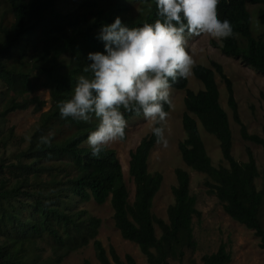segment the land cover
Instances as JSON below:
<instances>
[{"label": "trees", "instance_id": "obj_1", "mask_svg": "<svg viewBox=\"0 0 264 264\" xmlns=\"http://www.w3.org/2000/svg\"><path fill=\"white\" fill-rule=\"evenodd\" d=\"M124 4L114 5L109 13L104 10L62 14L54 9L58 0H8L13 17L9 29L0 31V77L18 78L21 85L30 92L36 87L31 74H24L9 66L15 51L22 43L33 48V68L45 78L43 87L50 91L52 108L43 113L39 128L27 151L17 156V162L2 166L9 169L15 181L9 185L2 180L0 185V264H41V256L31 261L29 255L38 240L50 239L55 250L54 264H61L69 252L77 251L93 243L100 264H137L131 255L124 261L113 247L109 253L98 240L102 221L87 211L69 212L71 198L80 203L95 202L104 205L110 200L114 211L116 228L124 240L135 243L147 257L149 264H168L170 258H182L183 249L195 250L197 243L193 234V218L200 216L197 200L190 194V175L184 169L176 170L178 185L173 188L175 203L168 208L169 223L153 214L154 199L161 189L163 175L149 171V158L157 143L151 133L130 153L129 173L135 183L134 203H129V191L124 180L122 164L115 150L106 146L98 158L91 156L89 147L83 146L89 132L95 130L98 121L93 117L88 122L61 119L58 101L68 99L78 75L83 73L89 52L103 51V43L97 39V30L102 24H111L119 16L128 26H141L156 18L155 0H122ZM130 1L149 6V13L136 21H125L121 17L122 7ZM248 5H262L264 0H220L218 15L228 19L234 35L214 42L223 55L241 60L246 66L264 75V35L255 37L252 32V14ZM94 16V21L90 17ZM264 24V10L259 12ZM41 34L37 41L30 37ZM26 49V48H24ZM69 56L73 63L66 65L63 58ZM24 65V63H22ZM212 68L197 65L193 75L204 85L195 93L188 89L189 79L181 78L173 89L184 91L185 113L182 123L187 138L179 144L184 163L192 170L206 174L208 193L223 204L224 212L235 222L254 231L264 249V227L261 211L264 191L251 194L248 186L260 172L253 152L247 149V162L237 161L233 154V138L227 112L220 104V92L215 74H219L228 93V106L233 119L240 127L242 140L259 145L264 150V136L250 134L242 122L235 99L233 82L224 73L223 67L211 63ZM45 101L39 98L10 102L1 115L26 110L31 106L42 109ZM171 108L165 105V111ZM127 120L136 117L125 113ZM196 117L207 133L220 142V149L229 167H216L207 153L198 129ZM69 130L60 137H48L44 143L41 137L54 126ZM161 126V125H156ZM125 139L122 141L124 142ZM60 162V179L49 165ZM50 181H39L44 176ZM30 213V216L26 215ZM156 226L162 231L156 235ZM64 250V255H58ZM153 250L155 252H153ZM203 264H230L232 254L226 243H221L217 252L206 255ZM84 264H92L86 260Z\"/></svg>", "mask_w": 264, "mask_h": 264}, {"label": "rangeland", "instance_id": "obj_2", "mask_svg": "<svg viewBox=\"0 0 264 264\" xmlns=\"http://www.w3.org/2000/svg\"><path fill=\"white\" fill-rule=\"evenodd\" d=\"M119 4H124V2L122 0H58L54 9L62 14H70L85 12L88 8H91L94 14L100 10H104L105 14H107L114 5ZM148 7L135 1H130L122 7L121 17L125 21H136L146 17L149 13ZM248 10L252 14V32L254 36L264 35V24L259 20V12L264 10V6L248 5ZM94 19V16L90 17V21H94ZM12 24L13 17L8 0H0V25L3 29H9ZM96 32L98 33L99 30ZM40 36V33L33 35L30 37V41H37ZM4 38L5 35L0 31V39L3 40ZM214 42L220 44L219 39L212 38L207 34L186 37L185 47L193 59L192 69L197 65L212 68V62L220 64L224 73L233 82L235 99L242 122L250 134L263 137L264 75L246 66L239 59L223 55L221 50L214 46ZM33 55L31 44L22 43L19 49L15 51L14 58L8 64L17 71L31 74L33 84L36 87L34 92L25 89L18 78L0 77V185L2 180L8 181L9 185L14 184L15 179L10 174L9 169L5 168L2 170L1 167L16 163L17 156L29 149L39 128L42 114L52 108L50 91L43 87L45 78L40 76V73L33 68ZM63 62L66 65L73 63L69 56H65ZM188 79V89L195 93L204 89V85L195 78L193 72L188 76ZM215 79L220 92L219 102L227 112L230 121L233 138L232 154L237 161L247 162V149H250L253 152L260 172V177L256 178L248 186V191L251 194L264 191V150L259 145L242 140L240 127L234 121L233 112L228 106V93L225 83L217 73L215 74ZM185 96L186 90L171 89L172 106L166 121L162 124L165 129L167 144L159 143L156 145L149 158V171L151 173L159 172L163 175L161 189L154 199L153 214L169 223L168 208L175 203L173 188L178 185L177 169H184L189 173L190 194L196 198V208L200 212V216L193 218V234L197 243L196 249L184 248V256L182 258H170L168 264H203V257L217 252L221 243H226L228 250L232 254L230 264H264V249L260 248V239L256 237L254 231L248 230L243 225L232 220L224 212L223 204L214 195L208 193L205 182L209 181L210 178L206 174L192 170L182 159L179 144L187 138L182 123L183 114L185 113ZM34 98L45 101L46 105L39 110L35 106H31L26 110L12 112L4 117L1 115L5 112L10 102L14 100L20 102ZM194 118L197 121L199 132L213 165L228 168L229 164L223 158L218 139L214 135L207 133L202 123L196 117ZM127 121L125 129L126 140L124 142L119 140L111 142L107 147L117 153L129 191V203L133 204L135 183L129 173L130 153L145 137L152 133L154 122L145 121L142 116L133 117ZM68 133H70L69 130L63 131L59 125H55L45 133L44 137L54 136L57 141H60V137ZM83 146L88 147L86 144H83ZM49 166L55 169L52 174L56 176L53 177L60 179V162L52 163ZM52 178L46 175L39 181L48 182ZM67 205L69 212L76 213L85 210L91 216L97 217L102 221L98 240L102 242L108 253L110 247H113L123 261L127 255H131L137 264H149L147 257L141 252L138 245L122 238L120 231L115 226L114 211L110 200L100 206L93 201L80 203L78 200L71 198ZM26 215L30 216V213ZM261 219L264 227V203ZM156 235L158 238L162 236V231L158 226H156ZM3 242L4 239L0 238V244ZM153 252L155 251L153 250ZM64 254V250L58 252L60 256ZM38 255L41 256L40 261H44L41 264H54L56 256L50 239L38 240L36 246L30 252L29 259L33 261L37 259ZM86 260L92 264H100L93 243L83 249L69 252L61 264H84Z\"/></svg>", "mask_w": 264, "mask_h": 264}, {"label": "clouds", "instance_id": "obj_3", "mask_svg": "<svg viewBox=\"0 0 264 264\" xmlns=\"http://www.w3.org/2000/svg\"><path fill=\"white\" fill-rule=\"evenodd\" d=\"M220 0H155L156 18L128 26L117 16L102 24L97 39L104 50L89 52L68 99L58 101L61 119L98 123L83 141L98 158L106 146L126 136L125 113L154 122L157 143L167 144L162 126L172 106L171 89L191 75L193 59L186 37L207 34L215 39L234 35L228 19H220ZM161 125V126H156ZM47 143V137H41Z\"/></svg>", "mask_w": 264, "mask_h": 264}]
</instances>
